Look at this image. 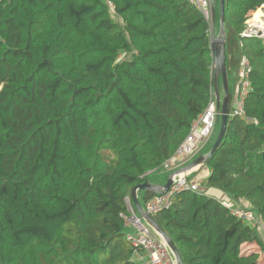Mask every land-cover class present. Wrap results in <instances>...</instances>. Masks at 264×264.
<instances>
[{"label": "trees", "instance_id": "trees-1", "mask_svg": "<svg viewBox=\"0 0 264 264\" xmlns=\"http://www.w3.org/2000/svg\"><path fill=\"white\" fill-rule=\"evenodd\" d=\"M263 5L225 0L229 95L246 55L254 121L229 114L204 166L264 224V39L243 35ZM212 35L191 0H0V264H137L131 192L167 181L215 97ZM153 218L183 264H264V236L214 196L182 191Z\"/></svg>", "mask_w": 264, "mask_h": 264}, {"label": "built area", "instance_id": "built-area-1", "mask_svg": "<svg viewBox=\"0 0 264 264\" xmlns=\"http://www.w3.org/2000/svg\"><path fill=\"white\" fill-rule=\"evenodd\" d=\"M191 2L196 4L209 22L210 20L212 22V0H191ZM211 30L213 29L211 28ZM251 31L252 30L246 28L243 35L252 37ZM212 34L214 33L212 32ZM240 61L239 70L236 76L237 79L233 86V96L231 98L229 112L233 116L244 117L247 122H253L254 119L248 116L245 111V101L252 87L250 73L253 70V65L246 55H242ZM218 118L219 112L215 95L211 102H209V105L192 122L190 133L180 144L176 155L185 157L181 162L182 168L183 165L193 159L198 151V148H196L194 144L199 141L198 146L202 147L205 142L210 140L213 133L217 130L216 124ZM178 165V162L173 166L168 164V162L165 163V170L170 173L175 172L172 177L173 183L166 192L161 194L155 193L149 199L144 201L143 211L145 213L154 216L161 212V210L171 206L176 200L178 193L186 190L193 192L199 191L202 183L204 184V180H201L200 178L195 177L190 179V174L193 170L181 171V168H178ZM220 200L225 207L229 208L231 212L238 216L243 222L251 225L264 236V224L255 212L251 209L244 208L229 195L228 198ZM129 210L128 215H124V226L128 232L126 236L127 240H129L135 248V257L143 260L144 264H176L174 254L168 247L164 237L161 236L151 224L145 220V218L137 215L132 210L131 206L129 207Z\"/></svg>", "mask_w": 264, "mask_h": 264}, {"label": "water", "instance_id": "water-1", "mask_svg": "<svg viewBox=\"0 0 264 264\" xmlns=\"http://www.w3.org/2000/svg\"><path fill=\"white\" fill-rule=\"evenodd\" d=\"M220 20H219V32L216 35L215 33L211 36V45H212V62H213V78H214V93L216 95L217 109L220 116V127L217 138L215 139L210 152L205 155H200L193 159L188 165L181 168V171L194 170V168L205 164L207 159L215 152L221 141L223 140L226 134V125L229 117V107H230V95H229V78L227 71V61H226V28L224 27L225 22V0H220ZM212 23L215 21V7L212 6ZM220 78L222 82H220ZM175 172L170 173L167 177V181L164 184L156 185L151 183V181L146 180L142 184L136 185L131 192V198H133L134 203L137 207L139 215L145 218V220L151 224V226L164 237L168 247L174 254L176 264H183L180 251L175 246L173 240L170 236L160 228V226L155 222L153 216L147 214L143 211V208L137 198V191L141 190H150L154 193H163L166 192L171 184L173 183L172 177Z\"/></svg>", "mask_w": 264, "mask_h": 264}, {"label": "crops", "instance_id": "crops-1", "mask_svg": "<svg viewBox=\"0 0 264 264\" xmlns=\"http://www.w3.org/2000/svg\"><path fill=\"white\" fill-rule=\"evenodd\" d=\"M217 35V34H216ZM219 133V132H218ZM215 135H216V131L213 133V135L211 136V138H210V140H208L207 142H205L203 145H202V147H200V146H198L197 145V147L196 148H198V151L196 152V154H195V156H197V155H205V154H208L209 152H210V149L212 148L211 146L213 145V143H214V139H215ZM217 138V137H216ZM199 142V141H198ZM198 142H196L195 144H194V146L198 143ZM200 147V148H199ZM211 147V148H210ZM194 156V157H195ZM176 159H177V161L176 162H178L179 163V165H178V168H182V160L183 159H185V157L184 156H180V155H176ZM176 162H174V163H176ZM189 163H186L185 165H188ZM185 165H183V167L185 166ZM206 167V168H205ZM195 169V174H194V176H193V178H195V177H197V178H200L201 180H204V184H206V175L208 174V172H209V169H208V167L207 166H204V164L203 165H200V166H198V167H196V168H194ZM151 183H153V184H156V185H160V184H158V183H160V182H158V181H156V182H152L151 181ZM207 186V185H206ZM199 191L200 192H204L206 195H208V196H214V197H216V198H218V199H224V198H228V195L227 194H225L223 191H220V190H218V189H216V188H213V187H211V188H209V187H206V188H202V187H200L199 188ZM136 196H137V198L139 199V202H140V204H141V206H142V208H143V205H144V201H145V198H143V196H142V191L141 190H139V191H137V194H136ZM230 196V195H229ZM232 197V196H231ZM236 201V200H235ZM237 202V201H236ZM238 204H240L241 206H244V203H245V201L244 200H242V201H238L237 202ZM131 206V208H132V210L137 214V215H139V213H138V210H137V207H136V205H135V203H134V200H133V198H132V200H129V207ZM139 216H141V215H139ZM139 261H141V264H144V262H143V260H140L139 259Z\"/></svg>", "mask_w": 264, "mask_h": 264}, {"label": "rangeland", "instance_id": "rangeland-1", "mask_svg": "<svg viewBox=\"0 0 264 264\" xmlns=\"http://www.w3.org/2000/svg\"><path fill=\"white\" fill-rule=\"evenodd\" d=\"M212 6H214V1L212 0ZM261 10L257 13V15L254 16V14L258 11ZM256 12H254L253 14H251L252 16H250V19L247 20L246 22V27L247 29L252 30V37L253 36H259L260 38L264 39V5L261 6L260 8L257 9ZM210 28H212L213 30H211L213 33L218 34L219 32V28H215L214 24H212L211 20H210ZM249 33V32H248ZM206 168V167H205ZM152 182H156V180L152 181ZM201 187L206 188V184L201 185ZM245 249H254V246H249L246 244ZM135 261L137 264H141V261H139V259L135 258Z\"/></svg>", "mask_w": 264, "mask_h": 264}]
</instances>
